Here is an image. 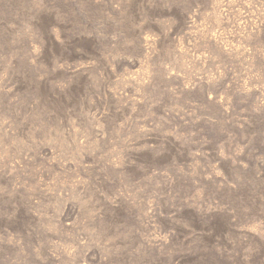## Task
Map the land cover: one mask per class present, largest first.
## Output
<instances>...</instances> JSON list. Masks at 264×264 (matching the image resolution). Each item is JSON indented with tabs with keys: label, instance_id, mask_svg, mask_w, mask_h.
<instances>
[{
	"label": "rangeland",
	"instance_id": "1",
	"mask_svg": "<svg viewBox=\"0 0 264 264\" xmlns=\"http://www.w3.org/2000/svg\"><path fill=\"white\" fill-rule=\"evenodd\" d=\"M0 264H264V0H0Z\"/></svg>",
	"mask_w": 264,
	"mask_h": 264
}]
</instances>
